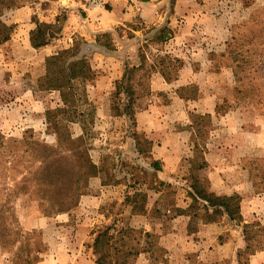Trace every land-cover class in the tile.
<instances>
[{
    "label": "crops",
    "instance_id": "crops-1",
    "mask_svg": "<svg viewBox=\"0 0 264 264\" xmlns=\"http://www.w3.org/2000/svg\"><path fill=\"white\" fill-rule=\"evenodd\" d=\"M162 1L166 0H156L157 4L146 0H105L101 9H86L83 0H41L7 11L2 20L15 28L9 41L0 45V67L13 75L30 73L37 80L45 74L46 57L80 39L84 42L81 54L89 57L91 66H111L113 72L99 78L95 85L96 90L105 93L103 97L109 96L125 65L140 64L137 53L144 33L135 30L133 24L137 20L145 26L164 22ZM61 12L66 20L60 36L44 47H31L29 34L35 30L36 22H54ZM225 31L229 34V29ZM104 32L112 33L115 38V51L110 54L95 47L96 35ZM226 40L181 48L184 54L172 77L147 58L145 65L149 62L151 68L149 101L135 111L134 124L123 116L130 121L133 131L149 143L148 157L144 160L155 174L156 183L144 190V210L136 213L130 207V211L132 219L155 221L162 229L158 230L159 245L165 253L159 264H188V257L193 255L215 260L236 257L244 247L241 227L225 215H217L212 222L201 220L203 215L213 217L211 210L199 212L195 219L197 232L187 233L191 216L186 210L192 203L188 194L192 193L193 168L197 164H203L196 175L207 184L209 193L239 197L242 221L257 222L264 228V111L240 97L236 74L226 58ZM33 92L29 90V94ZM27 106L25 103L0 106L5 107L1 127L12 129L15 123L10 119L11 114L23 118ZM26 123V120L20 123L23 125L19 129L26 128ZM128 141L139 156L133 138ZM99 204L101 196L85 197L78 212L89 214L90 206L98 208ZM198 204L202 207L203 202ZM98 218L92 221H100ZM87 219L86 216L79 222L82 231L89 224ZM164 222L169 230L163 228ZM66 257L73 258L75 253ZM263 257L264 249L254 254L252 260L258 264Z\"/></svg>",
    "mask_w": 264,
    "mask_h": 264
},
{
    "label": "rangeland",
    "instance_id": "rangeland-1",
    "mask_svg": "<svg viewBox=\"0 0 264 264\" xmlns=\"http://www.w3.org/2000/svg\"><path fill=\"white\" fill-rule=\"evenodd\" d=\"M40 1L36 0L35 3ZM146 1L157 4L156 0ZM162 5L166 17L164 22L145 26L137 20L133 26L129 25L144 33L139 40L141 46L137 53L138 62L139 56L145 55L146 61L149 58L158 63L161 70L172 77L184 54L181 48L208 41L211 44L223 43L227 39L226 58L236 74L240 97L264 111V0H166ZM163 29L169 33L164 34L167 36L165 41L159 42L158 36ZM226 29H229V34H225ZM121 30L126 31L124 27ZM113 42L116 44L114 36ZM148 63L143 71L135 75L136 110L149 101L148 75L151 68ZM92 65L95 76L87 89L95 109L93 120L69 123L68 131L73 139L84 137L81 149H87V155L95 168L102 169L103 178L98 175L87 181L83 179L78 195L72 196L71 208L62 213L52 212L50 208H57V205L40 202L29 189L26 188L27 192H19L17 189L22 176L28 172L33 174L39 164V153L33 149V144L39 143L51 148L57 146L55 135L48 130L45 117L48 111L61 106L59 95L56 92L34 90L36 80L31 78L30 73L13 75L12 71H2L0 67V106L10 103L28 105L25 117L11 114L10 119L15 123L12 129L2 128L0 123V264H96L97 256L92 248L95 238L93 233L112 223L118 228L130 227L136 230L132 244L138 249L145 246L143 232L154 234L153 242L159 244L158 230L161 228L156 226V222L132 219L130 211V207L136 213L144 210V190L155 185V174L150 172L147 160L136 155L131 141L127 142V139L132 140L134 131L130 121L123 118V115L116 116L122 112L125 98L116 94L115 83L109 96L103 97L105 93L96 90L99 78L113 72L111 66ZM31 89L33 95L29 94ZM2 108L0 120L5 113ZM25 120L28 128L19 129ZM79 156L77 153L65 152L61 159L75 166L80 160ZM121 163L123 167L120 169ZM116 164L117 169H112ZM127 170L133 171L135 178L131 179ZM96 195L101 196L98 208L90 206L92 212L89 214L78 212L83 198ZM126 196L130 197L128 204L125 203ZM86 216L89 224L82 231L78 225ZM97 218L100 221H92ZM149 226L151 230L147 231ZM163 228L169 230V225L164 222ZM140 231L142 234H139ZM258 240L264 245V236L258 237ZM258 252L254 248L243 249L240 264H255L252 256ZM72 253H75V257H66ZM154 253H157L156 250ZM148 258L147 254H140L127 262L156 264ZM187 260L188 264H238L234 256L216 257L215 260L193 255ZM259 260L256 261H259L258 264H264V257Z\"/></svg>",
    "mask_w": 264,
    "mask_h": 264
},
{
    "label": "trees",
    "instance_id": "trees-1",
    "mask_svg": "<svg viewBox=\"0 0 264 264\" xmlns=\"http://www.w3.org/2000/svg\"><path fill=\"white\" fill-rule=\"evenodd\" d=\"M33 2H36V0H0V45L9 41L15 28L14 25H8L3 22L1 16L13 8H19ZM60 15L61 13L51 23L36 22L35 30L29 34L31 47L34 49L44 47L60 36L66 20L65 14ZM166 33H169L167 29L161 31L158 36L159 42L167 39V36L164 35ZM79 41L74 40L70 48L46 57L45 74L36 80L34 90L48 93L56 92L59 95L61 106L48 111L45 117L47 128L54 133L57 146L51 148L39 143L33 144V149L39 153L37 155L39 164H37L33 174L28 172V176L27 174L23 175L19 186H17L19 192H27V189H29L36 194L40 202H49L52 205H57V208H50L52 212L57 213L66 212L71 208L73 204L72 196L78 195L77 192L83 179L87 181V179L96 178L98 175L99 178H103L102 169L98 170L95 168L87 155V149H81L84 137L80 136L73 139L72 134L68 131L69 123L83 120L92 122L95 113L94 106L89 100L87 89L88 84L94 79L95 71L91 66L89 57L81 54V47L84 42ZM95 44V47L105 54L115 51L113 36L110 33L104 32L96 35ZM145 61V55L141 54L139 56V66L129 67L125 65L121 78L115 82L116 94H121L125 98L122 112L117 113L116 116H126L132 124H134L137 100L135 75L143 71ZM132 138L138 155L143 159L147 158L146 150L149 146L147 140L139 137L135 132L132 133ZM63 146L71 148H64ZM65 152L80 155V160L75 166L62 161L61 156ZM120 165L121 169L123 163ZM150 166L154 170H158L154 164H150ZM117 167L118 165L116 164L112 169L116 170ZM202 167L203 164H197L193 168L195 174H192L191 180L192 193L188 194L192 203L186 210L191 216V221H189L187 226V233L194 234L197 232L198 221H195V219H197L199 212L207 213L211 210L213 217L203 215L201 220L212 222L215 221L217 215H225L231 223L241 227L243 249L254 248L263 250L264 245L258 240V237L264 236V228L257 222L245 223L242 221L239 212V197H221L209 193L206 190L207 184L196 175V171ZM127 174L131 179L135 178L133 171L127 170ZM114 180L113 182H115ZM129 200L130 197L126 196L125 203L128 204ZM200 201L203 202L202 207L198 204ZM135 233L136 230L130 227L118 228L115 223L98 229L96 233H93L95 238L92 243L93 252L97 256L95 263L130 264L127 262L128 259L136 258L143 253L149 256L148 259L150 261L153 259L156 264H159L165 251L159 244H154L153 238L155 235L143 232L146 247L138 249L132 244ZM139 234H142V232L140 231ZM243 249H239L237 252L238 264H240L239 259ZM155 250L156 254L154 253Z\"/></svg>",
    "mask_w": 264,
    "mask_h": 264
},
{
    "label": "built area",
    "instance_id": "built-area-1",
    "mask_svg": "<svg viewBox=\"0 0 264 264\" xmlns=\"http://www.w3.org/2000/svg\"><path fill=\"white\" fill-rule=\"evenodd\" d=\"M86 8L88 9H96L102 8L104 6L105 0H83Z\"/></svg>",
    "mask_w": 264,
    "mask_h": 264
}]
</instances>
